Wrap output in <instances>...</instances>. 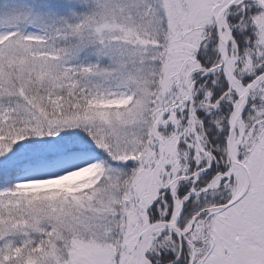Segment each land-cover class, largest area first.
<instances>
[{"label":"snow or ice","instance_id":"6c2138e0","mask_svg":"<svg viewBox=\"0 0 264 264\" xmlns=\"http://www.w3.org/2000/svg\"><path fill=\"white\" fill-rule=\"evenodd\" d=\"M0 264H264V0H0Z\"/></svg>","mask_w":264,"mask_h":264}]
</instances>
